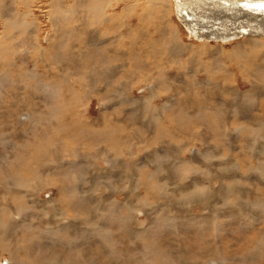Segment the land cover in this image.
Listing matches in <instances>:
<instances>
[{"label":"rangeland","instance_id":"obj_1","mask_svg":"<svg viewBox=\"0 0 264 264\" xmlns=\"http://www.w3.org/2000/svg\"><path fill=\"white\" fill-rule=\"evenodd\" d=\"M170 1L0 0V264H264V34Z\"/></svg>","mask_w":264,"mask_h":264},{"label":"bare ground","instance_id":"obj_2","mask_svg":"<svg viewBox=\"0 0 264 264\" xmlns=\"http://www.w3.org/2000/svg\"><path fill=\"white\" fill-rule=\"evenodd\" d=\"M104 1V0H103ZM162 1H170V0H162ZM213 1V0H212ZM253 1H255V6L254 7H260L261 6V4H263L264 5V0H253ZM171 2V4L173 3L172 1H170ZM176 2H178L179 3V6H178V8H181V7H184V4L182 5V1H180V0H176ZM216 3H214V4H219L220 6H218V8L217 9H214V10H212V14L210 13V15H212L211 16V19H209V21H215L213 24H216V28H218V29H216V34L218 35L219 34V32H222V33H227L226 35H229L230 37H234V36H237V35H241V34H247V35H252V36H259V35H263L264 34V10L263 9H258L257 11H255L254 10V7H250V5L249 4H252V0H229V1H227V0H216L215 1ZM236 2H238V3H240L241 4V6L239 5L238 7H236V6H234L235 4H237ZM159 2H157L156 3V5L158 4ZM165 3V2H164ZM167 3V2H166ZM164 5V4H163ZM163 5H161V6H163ZM189 5V4H188ZM187 5V6H188ZM233 5V6H232ZM165 6V5H164ZM163 6V7H164ZM173 6V5H172ZM167 7V6H166ZM169 7V6H168ZM224 7H226V8H224ZM132 8V7H131ZM144 8V7H143ZM146 8V7H145ZM169 8H171V7H169ZM250 8V9H249ZM252 8V9H251ZM152 9V8H151ZM159 9V8H158ZM161 9V8H160ZM167 9V8H166ZM184 9V8H183ZM157 10V9H156ZM167 10H170V9H167ZM172 10H173V8H172ZM171 10V11H172ZM154 11H155V9H154ZM161 11H163V10H161ZM165 12V11H164ZM170 12V11H169ZM168 12V13H169ZM260 12H263V13H260ZM149 13V12H148ZM166 13V12H165ZM172 13V12H171ZM202 14H203V12H201ZM236 13V14H235ZM6 14V13H5ZM55 14H58V11H56V13ZM123 14V13H122ZM152 14V13H151ZM157 14V13H156ZM162 14V13H161ZM173 14V13H172ZM207 14V13H206ZM232 15V17H230V15ZM160 15V14H159ZM159 15H158V17H159ZM209 15V14H208ZM207 15V18H209L210 16H208ZM258 15H263L262 17H258ZM168 16V15H167ZM167 16H166V19H167ZM189 16H190V14L189 15H187V17L189 18ZM253 16H255V17H253ZM257 16V17H256ZM223 17H225L226 19H227V22H225L224 23V26H223V21L221 22V21H219L220 19H222ZM198 18V17H197ZM161 19V18H160ZM164 18H162V20H163ZM171 19V18H170ZM190 19V18H189ZM202 19V18H201ZM168 21H169V19H167ZM173 19H171L170 20V23H171V21H172ZM190 21H192L191 19H190ZM165 22V21H164ZM173 22V21H172ZM72 24H74V23H72ZM86 24V23H85ZM172 24V23H171ZM171 24H169V25H171ZM168 26V25H167ZM173 25H171V27H172ZM214 26V25H213ZM218 26V27H217ZM176 27H177V25H176ZM175 28V27H174ZM178 28V27H177ZM206 28H208V27H206ZM205 28V29H206ZM179 29V28H178ZM177 29V30H178ZM192 29L194 30V29H196V28H194V25H193V27H192ZM204 28H203V30L202 31H204L205 30ZM210 29V28H209ZM239 29H241V30H239ZM75 30V29H74ZM238 30V31H237ZM160 32H162L164 35L166 34V33H168V35H169V33H171L172 35H170L169 37H170V39L171 40H174V39H179L178 37H179V34H178V36H177V31L175 30V29H173V30H170V31H168L167 30V28H166V26L164 25L162 28H160V30H159ZM196 31V30H195ZM212 31V30H211ZM205 32V31H204ZM162 33H160V35L162 34ZM179 33V32H178ZM215 34V35H216ZM202 35V34H201ZM200 36V35H199ZM198 37V36H197ZM157 38V37H156ZM160 38H161V36H160ZM166 38H167V35H166ZM203 38V37H202ZM222 38H223V36H222ZM227 38V37H226ZM258 38H260V39H262L261 37H258ZM169 39V40H170ZM157 40V39H156ZM162 40V39H161ZM177 41H179V40H177ZM245 41H247V42H249V41H252V42H258V39H253V38H248V39H246ZM180 43H182V42H180ZM148 43L146 42V45H147ZM177 44V43H176ZM184 44V43H183ZM189 45V44H188ZM259 45V44H258ZM262 45L264 46V42L262 43ZM172 46H174L173 44H172ZM184 46V45H183ZM178 47V46H177ZM186 47V46H185ZM181 49V48H180ZM173 50V49H172ZM177 50V49H176ZM123 51V50H122ZM177 68V67H176ZM261 79V78H260ZM257 84V83H256ZM254 87V86H253ZM155 88V87H154ZM153 91V90H152ZM259 91V90H258ZM154 92V91H153ZM151 94H152V92H151ZM236 95V94H235ZM151 109V108H150ZM160 115V114H159ZM154 120V119H153ZM148 121V120H147ZM124 123V122H123ZM244 127V126H243ZM247 128V127H246ZM194 153H195V155L197 156L198 155V151H195V150H192ZM109 164V163H108ZM56 165V164H55ZM59 165V164H58ZM57 167V166H56ZM48 168H50V167H48ZM48 170V169H47ZM48 172V171H47ZM46 172V173H47ZM53 172V171H52ZM49 174V173H48ZM19 176V175H18ZM21 177V176H20ZM41 177V176H40ZM20 179V178H19ZM178 180V179H177ZM25 183V182H24ZM28 183V182H27ZM48 183V182H47ZM13 184V183H12ZM30 184V183H29ZM45 185H46V183H45ZM47 187H48V185H47ZM17 188V187H16ZM46 188V187H45ZM229 188H230V186H229ZM211 189V188H210ZM233 189H235V188H233ZM230 191H232V190H230ZM253 199V198H252ZM52 201V200H51ZM50 201V202H51ZM50 202H48V203H50ZM255 203V202H254ZM54 206V205H53ZM146 214V213H145ZM9 215V214H8ZM11 215V214H10ZM11 217H13V216H11ZM22 224V223H21ZM23 225V224H22ZM55 226V225H54ZM53 227V226H52ZM260 228V227H259ZM15 231V230H14ZM246 231V230H245ZM2 236V235H1ZM22 237V236H21ZM15 238H17L16 236H15ZM18 239V238H17ZM233 239V238H232ZM254 239H256V238H254ZM255 242H257L256 240H255ZM16 243V242H15ZM6 245V244H5ZM233 246V245H232ZM19 247V246H18ZM194 249V248H193ZM192 249V250H193ZM1 250V249H0ZM195 250V249H194ZM194 250H193V252H194ZM11 251V250H10ZM7 252V251H6ZM11 254V253H10ZM121 256V255H120ZM125 256V255H124ZM211 256H212V254H211ZM214 256V255H213ZM56 257H58V256H56ZM60 257V256H59ZM66 258V257H65ZM185 258V257H184ZM255 259V258H254ZM60 260V259H59ZM223 261V260H222ZM25 262V261H24ZM62 262V261H61ZM69 262H71V261H69ZM213 262V261H212ZM64 263V262H63ZM9 264V263H8ZM213 264V263H212ZM222 264V263H221Z\"/></svg>","mask_w":264,"mask_h":264}]
</instances>
